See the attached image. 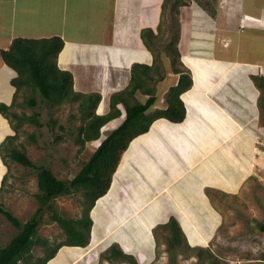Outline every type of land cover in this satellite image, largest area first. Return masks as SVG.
I'll use <instances>...</instances> for the list:
<instances>
[{
    "label": "rangeland",
    "instance_id": "rangeland-1",
    "mask_svg": "<svg viewBox=\"0 0 264 264\" xmlns=\"http://www.w3.org/2000/svg\"><path fill=\"white\" fill-rule=\"evenodd\" d=\"M171 26L168 11L163 15L162 36L154 45L160 58V74L164 78L168 76L160 86L168 89L172 80L169 77L173 72L171 61L163 50L175 34ZM233 69V65H225L218 68L216 73L203 70L204 82L202 78L200 80L204 87L214 88L217 85L214 93L206 95L207 100L221 108L227 105L224 109L240 126V133L229 139L236 130V126L229 122L231 120L200 114L215 126L214 131H210L212 129L206 125L205 129H200L201 132L191 136L192 142L188 150L185 149V154L181 151L168 157L165 149L155 148L156 143H152L157 132H164L165 128L161 124L152 126L148 138L153 141L146 140V136L142 135L131 143L120 158L112 186L91 210L90 245L85 249H64L58 259L62 260L59 264H134L107 259L106 250L112 244H117L123 253L131 255L136 264H168L166 238L169 233L158 230V239L155 240L152 228L167 222L171 216L180 223L189 245L196 247L179 251L178 264H264V234L257 228L258 223H264V132L255 106L259 91L251 92L250 83V76L256 71L243 70L239 75ZM154 76L155 82H149V85L156 88L161 81L157 79L159 75ZM163 90L158 92L156 89L161 104L164 101V95H161ZM198 90L199 86L196 88ZM228 93L230 95L225 96ZM24 94L26 96L28 92H20L13 112L18 116L38 113L42 127L28 123L18 125L15 119L10 122L3 117L0 144L16 132V138L7 146L8 149L13 147L24 151L36 167L50 169L61 180L73 179L101 140L121 122V119H116L108 123L101 130L99 140L87 143L79 151V146L74 142L77 128L83 123L78 102L51 107L37 94L38 106L32 111L25 106ZM226 99L231 102L226 104ZM108 109L109 101L100 102L97 111L102 113ZM202 110L205 113V109ZM53 119L58 126L64 127L63 131L57 126H49ZM13 127L16 128L15 132ZM218 140H225L226 143L181 176L192 160H197V154L192 156L190 152L192 149L200 146L207 151ZM8 149L3 150L6 165L0 155V205L25 223L38 207L35 199L38 193L37 170L9 160ZM183 162L186 164L183 165ZM205 186L211 188L204 191ZM82 199L81 194L62 196L56 198L53 204L63 217L79 219L83 212ZM203 203L207 204L206 207ZM49 215V212L43 214L38 233L51 243H57L63 237ZM16 233V229L0 214V247L5 246ZM200 248L210 251L213 262L207 252H202V262L198 261ZM33 253L36 257L43 255L38 247ZM57 263L54 260L48 264Z\"/></svg>",
    "mask_w": 264,
    "mask_h": 264
},
{
    "label": "crops",
    "instance_id": "crops-1",
    "mask_svg": "<svg viewBox=\"0 0 264 264\" xmlns=\"http://www.w3.org/2000/svg\"><path fill=\"white\" fill-rule=\"evenodd\" d=\"M163 1L0 0V50L8 49L15 38L59 37L64 46L58 55L57 66L72 74L73 90L81 94L98 93L101 95L100 102H106L112 94L128 85L133 64L152 65L153 54L146 46V31H152L154 37L162 36ZM185 1L186 4L179 7L176 19L179 25L177 49L180 62L190 71L193 81L192 87L181 96L186 118L180 124L156 120L143 135L146 140L151 139L148 135L152 126L161 124L165 128L164 132H157L154 141H150L156 143L155 148L165 149L168 157L181 151L185 154L192 142L191 136L201 132L206 125L212 129L210 131H214L215 126L209 124L205 116H222L225 120H231L229 122L236 126V130L229 139L240 133V126L224 109L227 105L221 108L207 100L206 95L214 93L217 85H213V89L203 86V70L216 73L221 66L233 65L234 72L239 75L243 70L264 74V0H207L205 8L194 0ZM170 76L172 87L176 85L179 75L171 73ZM15 77L16 73L0 58V103L11 104L15 88L10 81ZM167 78L155 88L158 92L164 89L161 95L168 91V88L160 86ZM250 83L251 92L257 91L251 79ZM198 86L199 90L196 91ZM225 101L226 104L231 102L228 99ZM161 105L159 101L157 108H161ZM202 109H205V113H202ZM97 110L96 113L102 115L109 109L102 113ZM1 120L3 116L0 114V132L3 124ZM218 141L210 147L211 150L204 151L200 146L192 149L190 152L192 156L197 154V160H192L193 164L189 162L190 166L181 172V176H185V173L193 170L192 165L199 164L226 143L225 140ZM199 190L203 191L201 188ZM203 205L206 207L207 204ZM64 249L85 248L63 247L50 262L55 260L57 264L61 263L62 260L58 259Z\"/></svg>",
    "mask_w": 264,
    "mask_h": 264
},
{
    "label": "trees",
    "instance_id": "trees-1",
    "mask_svg": "<svg viewBox=\"0 0 264 264\" xmlns=\"http://www.w3.org/2000/svg\"><path fill=\"white\" fill-rule=\"evenodd\" d=\"M194 1L202 7H206L207 0ZM185 4V0H164L162 4L164 15L169 11L171 16V30L175 29V34L164 46L163 53L170 59L172 72L179 75V78L176 85L170 87L164 95L161 108L156 107L159 97L156 95L155 87L149 85V82H155L154 75H159L157 77L159 81L164 79V76L160 74L161 67L158 64L160 58L154 48L158 37H154L150 30L146 31V46L153 54L152 65L133 64L130 68L128 85L110 96L109 110L102 115L96 113L101 95L75 92L72 74L58 68L57 58L64 46L61 38H15L8 49L0 50L1 61L16 73V77L10 81L15 88L11 104L0 103V114L10 122L11 119H15L18 125L28 123L37 128L42 127L38 113L32 112L29 116H18L13 112L20 92H28V95L24 94V103L32 111L38 106L37 94L51 107L78 102L83 123L77 128L74 142L79 146V151H82L87 143L101 138L103 127L113 120L121 119L120 124L101 140L89 160L71 180L58 179L50 169L36 167L22 150L13 147L8 149L7 146L12 144L16 138V128L13 127L15 135L6 137L0 144L1 159L6 165L3 150L8 149L9 160L25 168L37 170L38 193L35 195V199L38 207L31 217L22 223L0 205V214L17 231L5 246L0 247V264H48L63 247L86 248L92 228L90 212L96 201L105 196L112 186L113 175L119 167L120 158L131 142L146 134L156 120L164 119L172 124H180L185 120L187 113L181 96L192 87L193 82L190 71L180 62L177 49L179 25L176 19L179 7ZM250 79L259 91L256 106L264 132V74L251 75ZM49 126H57L59 130H64L62 125L58 126L55 119L50 121ZM30 138L34 141V137ZM5 179L6 176L2 180V184ZM1 189L2 187H0V192ZM206 190L207 188L204 191ZM76 194H81L83 198L81 200L82 215L79 219H67L57 212L53 201L62 196ZM45 212L50 213V221L56 223L61 230L63 239L57 243H51L38 233ZM257 225L259 232L264 234V223ZM152 230L155 240L158 239V230L169 233L166 238L168 264H178L179 251L196 248L189 245L182 227L175 217L171 216L167 222L154 226ZM37 247L43 251L41 257H36L33 253ZM198 251L197 257L200 263L202 262V252H207L213 262L214 258L210 251L201 248ZM106 253L109 260L128 261L136 264L134 258L123 253L117 244H112Z\"/></svg>",
    "mask_w": 264,
    "mask_h": 264
}]
</instances>
